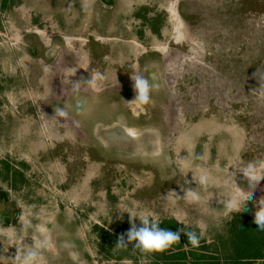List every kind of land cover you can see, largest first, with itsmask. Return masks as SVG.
<instances>
[{
    "label": "rangeland",
    "instance_id": "1",
    "mask_svg": "<svg viewBox=\"0 0 264 264\" xmlns=\"http://www.w3.org/2000/svg\"><path fill=\"white\" fill-rule=\"evenodd\" d=\"M137 73L159 86L149 105L132 102ZM261 93L264 0H0V264L22 237L49 240L43 264H264V179L230 175L264 161ZM237 186L253 191L239 213L223 203ZM188 189L201 199L164 198ZM22 210L46 231H22ZM137 210L200 246L117 248Z\"/></svg>",
    "mask_w": 264,
    "mask_h": 264
},
{
    "label": "clouds",
    "instance_id": "2",
    "mask_svg": "<svg viewBox=\"0 0 264 264\" xmlns=\"http://www.w3.org/2000/svg\"><path fill=\"white\" fill-rule=\"evenodd\" d=\"M87 3L88 0H86V5ZM72 8L73 4L69 3L67 10L71 11ZM84 10H87V6L84 8ZM76 71L77 69L67 70V72L70 74H75ZM68 77L71 76H67V80H69ZM96 78L103 79V77L99 74H96ZM94 79L95 78L88 80V83L93 84ZM131 80L133 81V89L136 93L135 99L132 102L138 103L139 105H149L152 102V91L154 89H157L159 86L150 83L147 78H145L143 75H140L139 73L131 75ZM261 95H264V93H261ZM54 111L55 115L60 118H66L68 116V112L65 110V108L62 109L61 107L57 106L55 107ZM179 154L177 155L175 164L176 168L183 172L184 168L186 167L185 162L189 160V155L187 158L181 159ZM195 159L203 160L204 157L196 156ZM201 167L203 168V165H201ZM232 168L235 169L234 172H229L232 177H235L237 173H242L243 177L247 181H249V183H255L256 185H258L261 179H264V161H236L234 162ZM193 180L201 186H207L209 184V176L207 174V170H203L198 177L193 173ZM186 182L190 183L187 180ZM170 197L185 199L189 201H199L201 199L199 194L192 189H188L186 192H184L182 198L177 195L175 191L170 190L167 196L164 198L169 199ZM249 200H253V191L243 193L238 190L237 186V190L232 192L230 194V197L227 200L223 201V203L229 211L239 213L241 212L242 207ZM253 206L255 208L253 222L256 224L258 231L264 232V196L260 197L258 200H253ZM128 214L130 228L126 233H123L118 237L116 242L117 248L128 249L129 244H132L133 250H139L141 254L161 253L168 250L174 244L180 241L181 232H183L187 236L188 244H190L193 248H197L200 246V241L203 237V231H201L199 235L194 228L190 231H186L184 228H181L178 231L173 232L171 230L161 229L159 227L160 222L151 219L144 213L143 210H137L134 213ZM24 216L25 214L22 210V213L20 215L22 231L26 230L27 228H33L35 232H39L41 234L46 231L40 225H33L32 222L30 220H26ZM137 219L140 221V226H137V224L135 223ZM177 222L181 223V221ZM23 240L24 237L20 239L19 245L15 246L17 249V254L13 260L19 261V264H43L44 257L42 255V251L49 247V240L46 237L41 239H33L34 245L32 246L23 245ZM73 258L75 259L74 254Z\"/></svg>",
    "mask_w": 264,
    "mask_h": 264
},
{
    "label": "trees",
    "instance_id": "3",
    "mask_svg": "<svg viewBox=\"0 0 264 264\" xmlns=\"http://www.w3.org/2000/svg\"><path fill=\"white\" fill-rule=\"evenodd\" d=\"M254 239H255V241H256V245H255V246H256V249H258V248H257V245L260 244V243H262V240H261V238H260L258 235H257V236L255 235V236H254ZM175 245H176V246H175ZM183 245H184V244H183V242H182V240H181V242L179 241L178 243L174 244L173 246L176 247L177 250L180 251V250H182ZM185 245H186V246H191L190 244H188V241L185 243ZM177 257H181V259H182V258H184V254L179 253V254H177ZM240 259H242V260H247V259L249 260V259H250V260H251V259H253V258H247V257H246V258H240Z\"/></svg>",
    "mask_w": 264,
    "mask_h": 264
},
{
    "label": "crops",
    "instance_id": "4",
    "mask_svg": "<svg viewBox=\"0 0 264 264\" xmlns=\"http://www.w3.org/2000/svg\"><path fill=\"white\" fill-rule=\"evenodd\" d=\"M193 256H194V258H196V255H193ZM260 257H261V256H260ZM262 257H264V256H262ZM262 257H261V258H262ZM252 258H253L252 261H254L255 259H257L256 257H252ZM261 258H260V259H261ZM263 259H264V258H263ZM247 260H248V259H247ZM249 260H250V259H249ZM196 262H197V264H201V263L203 264V263H206V262H204L203 260H197ZM210 263H211V262H210Z\"/></svg>",
    "mask_w": 264,
    "mask_h": 264
}]
</instances>
